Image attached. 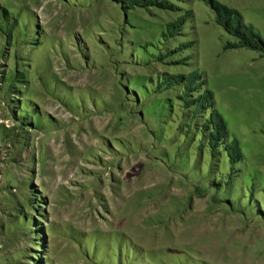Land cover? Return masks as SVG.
<instances>
[{
	"label": "rangeland",
	"instance_id": "374dc122",
	"mask_svg": "<svg viewBox=\"0 0 264 264\" xmlns=\"http://www.w3.org/2000/svg\"><path fill=\"white\" fill-rule=\"evenodd\" d=\"M0 264H264V0H0Z\"/></svg>",
	"mask_w": 264,
	"mask_h": 264
}]
</instances>
